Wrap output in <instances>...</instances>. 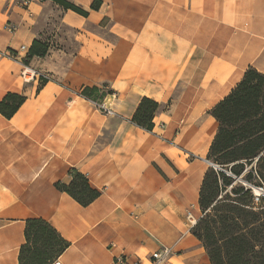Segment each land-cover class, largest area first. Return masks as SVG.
Masks as SVG:
<instances>
[{
	"label": "crops",
	"instance_id": "crops-1",
	"mask_svg": "<svg viewBox=\"0 0 264 264\" xmlns=\"http://www.w3.org/2000/svg\"><path fill=\"white\" fill-rule=\"evenodd\" d=\"M68 1L87 16L52 0H0V101L25 97L11 117L0 113V264H18L31 217L69 242L52 264H156L162 246L171 253L157 264H211L191 232L218 126L210 111L247 68L264 73V0ZM52 8L76 47H48L57 74L24 81ZM104 82L99 100L81 93ZM143 97L159 104L151 130L132 121ZM73 170L99 193L87 205L57 186Z\"/></svg>",
	"mask_w": 264,
	"mask_h": 264
},
{
	"label": "trees",
	"instance_id": "trees-1",
	"mask_svg": "<svg viewBox=\"0 0 264 264\" xmlns=\"http://www.w3.org/2000/svg\"><path fill=\"white\" fill-rule=\"evenodd\" d=\"M52 1L65 10L87 16L86 10L68 0ZM99 5L100 1L94 0L90 8L98 9ZM48 47L47 42L35 38L23 64L28 65L33 56H45ZM81 93L99 100L106 91L86 86ZM24 99L20 94L8 92L0 101V113L11 117ZM158 108L156 101L143 97L132 121L151 130ZM210 113L218 126L207 160L219 168L209 166L203 175L198 200L200 215L191 232L201 241L211 264H264V196L256 199L250 187L242 181L234 182L246 170L244 181L264 187V73L247 68ZM57 186L81 205H87L99 194L76 170L71 172L68 184L57 183ZM68 245L45 219L28 218L18 264H52Z\"/></svg>",
	"mask_w": 264,
	"mask_h": 264
},
{
	"label": "rangeland",
	"instance_id": "rangeland-1",
	"mask_svg": "<svg viewBox=\"0 0 264 264\" xmlns=\"http://www.w3.org/2000/svg\"><path fill=\"white\" fill-rule=\"evenodd\" d=\"M46 23L47 25H45L43 32L41 33V40H44L45 42H47V44L49 45L50 49L51 48H56V49H61L63 51H65L66 53H72V51L75 49L76 44L73 41L74 38V32L73 30L69 29L68 27H66L65 25H63L61 23V17H60V12L55 9L52 8L49 10L48 15H47V19H46ZM65 39V40H63ZM53 60L48 59L47 54L45 56L42 57V59L40 60L41 63L37 64V65H30L33 67V69L43 73L47 78H52L54 77L55 74H57L56 72H54V68L55 67H51L49 68V65H51ZM61 63V62H60ZM29 66V65H26ZM101 88L105 91H109L110 87H109V83L108 82H104L103 84H101ZM248 169V168H247ZM246 173V170H243L241 178L238 176L235 178V181H244V174ZM255 183V181L253 180L252 183ZM253 186V185H252ZM257 189V187H253V190ZM252 190V188H251ZM252 190V192H253ZM259 190V189H257ZM255 193V191H254Z\"/></svg>",
	"mask_w": 264,
	"mask_h": 264
},
{
	"label": "built area",
	"instance_id": "built-area-1",
	"mask_svg": "<svg viewBox=\"0 0 264 264\" xmlns=\"http://www.w3.org/2000/svg\"><path fill=\"white\" fill-rule=\"evenodd\" d=\"M15 1H16V3H18L19 6H21L23 8H26L29 5V3L33 2V1H43V0H15ZM4 29L12 32V31L16 30V25L12 24V23H7L4 26ZM20 49L21 50H26V47L24 45H22L20 47ZM1 55L9 57L11 59H14L16 57L15 52H13L11 50H6L5 52L1 53ZM21 76H22V79L24 81H29V80H31L33 78H36V79H38L40 81L41 79H46L47 78L43 73H41V72H39V71L29 67V66H26V65L23 67V70L21 71ZM96 105L99 108H101L102 110H105V112L107 114L112 113V111L110 109H108L104 105L103 101L96 102ZM206 162L210 166H212L214 168H219L217 165L213 164L212 162H210L207 159H206ZM243 184L247 185L248 187L252 188V190H253L254 186H252L251 184L247 183L246 181H243ZM257 189H259L258 193H254V190H253V193L256 196V199L259 196H264V187L259 186V187H257ZM187 216H188L190 222L194 221L190 214H188ZM170 253H171V249L169 247L162 246L160 249L151 252L150 259H151L152 262H154L156 264L157 263L166 262L168 257H169V255H170ZM122 259H124L123 256H120V257L117 258V260H119V261H121Z\"/></svg>",
	"mask_w": 264,
	"mask_h": 264
},
{
	"label": "bare ground",
	"instance_id": "bare-ground-1",
	"mask_svg": "<svg viewBox=\"0 0 264 264\" xmlns=\"http://www.w3.org/2000/svg\"><path fill=\"white\" fill-rule=\"evenodd\" d=\"M255 193H258V190L254 188Z\"/></svg>",
	"mask_w": 264,
	"mask_h": 264
}]
</instances>
